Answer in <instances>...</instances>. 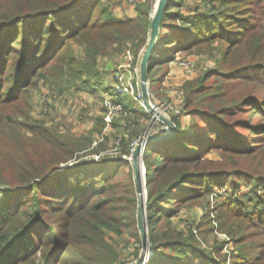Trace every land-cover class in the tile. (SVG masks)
I'll use <instances>...</instances> for the list:
<instances>
[{
  "label": "trees",
  "instance_id": "16d2710c",
  "mask_svg": "<svg viewBox=\"0 0 264 264\" xmlns=\"http://www.w3.org/2000/svg\"><path fill=\"white\" fill-rule=\"evenodd\" d=\"M220 1L216 12L191 17L174 10L176 1L168 0L149 58L152 95L158 67L174 60L179 51L200 46L206 50L214 39L227 42L218 59L220 66L206 71L201 80L193 81L200 85L189 89L187 107L193 124L183 126L173 117L175 134L152 141L144 151L153 248L148 264H197L204 252L195 233L173 228L170 217L181 204L203 198L217 185L236 188L235 174L261 183L262 193L252 187L221 206L225 207L223 228L240 245L233 264H264V175L254 176L245 166L218 164L206 156L217 148L225 157L233 150L241 158L263 159L258 154L264 152V127L252 143H247L244 130L253 135L264 124L254 119V115L264 119V0ZM154 3H139L136 16L123 18L102 0H0V112L7 119H0V209H4L0 264H121L111 236L130 230L142 242L134 169L123 155L131 153L133 141L149 124H145L148 112L120 94L116 99L135 114L112 122L125 133L116 143L121 155L95 160L77 155L68 166L92 138H81L84 144L74 148L51 137L49 160L37 156L35 163L28 160V138L17 132L9 110L27 114L14 102L24 100L28 105L30 91L41 80L60 94L112 91L97 58L117 45L125 48L128 41L134 42L137 55L151 31ZM211 75L220 84L206 85ZM71 76L76 80L73 90L66 85ZM25 127L37 130L30 123ZM38 134L48 136L46 130ZM102 142L95 153L105 149ZM62 163L67 167L62 168ZM206 203L202 202L204 208Z\"/></svg>",
  "mask_w": 264,
  "mask_h": 264
},
{
  "label": "rangeland",
  "instance_id": "374dc122",
  "mask_svg": "<svg viewBox=\"0 0 264 264\" xmlns=\"http://www.w3.org/2000/svg\"><path fill=\"white\" fill-rule=\"evenodd\" d=\"M102 1L114 12V14L124 18L132 14V8L135 9L137 4L143 3L146 0ZM175 1L176 2L173 4L175 7H173V9L191 17H202L207 13L216 12L215 10H217V8L221 5L220 0H209L212 5V9H207L205 5L200 2V0ZM149 37L150 32H148L146 45L139 50L140 52L142 50L140 55L139 51L136 55L133 49L134 42L131 41H128L123 49H120V46L118 47L117 44H114L117 46L113 49L110 48L111 50H108V53L99 55L97 58V67L102 71V73L105 72L104 81H106V86L107 82H109L107 81V74H109L108 70L112 71L113 68L115 69V73L118 72L114 75V79H116L117 75H125V68H128L129 75L133 76L134 80L138 78L140 79L141 73L138 65L139 61H141L143 57L142 53L145 52L147 47ZM211 43V47L206 50H202V46H200L191 51H179L177 53L176 57H189L194 60L195 67L192 73L188 74L182 71L176 63V58L158 67V69L161 70L157 73L158 79L155 84V90L152 92V95L150 94L151 103L155 106L154 108L159 110L161 113H163V111L160 105L164 102L171 103L173 111H181V114L179 116H175V118H178L182 122L183 126L193 124V118L189 114L187 107L190 96L189 89H193L194 87L200 85L199 82L196 84L193 83V81L197 82L201 80L206 71L208 72L219 67L220 61L218 59L223 56L224 49L227 47V42L218 41L217 39H214ZM163 71H165V74ZM162 77L166 78L167 82H161V84L158 85ZM70 81L71 82L66 83V85L68 86V89L73 90L72 86L76 83V80L71 76ZM173 81L179 82L177 85H172ZM45 83L46 82L41 80L34 88H32L30 91L31 95L28 100V105L24 103V100L14 102V105L19 110L28 111L27 114L23 112L19 113L13 108L9 110L17 132L28 138V143L25 144L27 154L29 156L28 160H32L37 163V156H40L42 161L46 162L47 159L49 160L48 156L52 153L49 149L50 147L53 148L51 146L52 142H50V138L54 136L74 148L82 146L84 144V138L93 139V141L89 143L85 149L75 152V156L69 160V164L67 163L68 166L73 165V161L77 158V155L80 156V158H89L94 160L103 155H121L116 143L119 145L125 133L122 126L114 127L112 122L113 120L118 121V119L123 120L125 117L132 119L135 116L134 113L127 112L125 107H123V111L112 115L109 121V118L107 119L106 116L107 111L104 105L105 91L103 89H97L93 92L88 90L65 91L60 94L56 91L57 89H51V87ZM205 83L206 85L216 86L220 84V81L215 75H211L205 80ZM115 85H113L112 91L113 88H115ZM112 91H108L106 95ZM126 98L130 100L128 96H126ZM139 104L140 103H137V107H139V109H145L143 108L144 106H142L144 102L140 105ZM149 111V118L145 122V124L148 122L149 124L147 125L148 127H146L147 129L145 128L144 130L145 134H147V130L149 134L165 132L166 125L164 128L157 126L158 128L156 127L152 129V123L154 122L152 116L156 117L158 114L155 111ZM0 119L7 121L2 112H0ZM254 119L259 123L264 122V119L259 115H254ZM27 123L34 125L37 129L36 131L38 132L46 130V135L48 136L43 137L36 131L28 130L25 127ZM100 126H102L101 132L98 130ZM263 127L264 124L260 126L261 129L255 131L257 134L255 133L253 135H250L248 130H244V132L249 136L247 143L254 142L257 135L262 132ZM105 133L107 134V138H105ZM108 137L111 139H108ZM81 138H83V141ZM101 141H103L102 143L104 144L105 149L95 153L93 149L96 148ZM134 141H138L137 143H140L141 139L138 140L137 138ZM228 152L231 154H227L225 157L221 155V151L219 149L213 148L206 152V156L213 159L218 164L245 166L247 169L253 171L254 176H258L256 172H258L259 175H264V152H260V154H258V157L263 158L262 160H257L253 156H251V158H241L238 156L240 155L238 151L230 150ZM129 161L133 162V159ZM67 164L62 163L61 167L65 168L67 167ZM18 177L19 176H16V178ZM234 181H239L237 182L236 188L231 187L229 183L226 185L223 184L222 186L217 185L213 188V190L207 192L203 198L181 204L175 211V215L170 217L171 226L173 228H177L185 234L191 230L195 233V238L199 241V244L204 252H201L200 259L197 264L200 262L201 264H233L235 260L240 245L237 244L227 230L223 228V221L225 220V217H221V213L225 207L221 206L226 203L225 201L228 203L230 200L237 199L242 195H245L250 191V189H252V187H256L257 194H260L261 183L256 184L255 180H252L250 177L239 178L238 174L234 175ZM146 196V216L144 223L147 225L149 230L147 216L148 191ZM1 199L2 193L0 192V203ZM203 201H207L208 203H206V208L202 206ZM247 203V205L250 206L254 205L250 202ZM2 212H4L3 208L0 209V213ZM111 238L112 242L117 246V249L121 253V264H131L137 261L146 252L143 247V243L137 241V238L131 234L130 230H126L124 235L114 237L111 236ZM137 251L138 255H136Z\"/></svg>",
  "mask_w": 264,
  "mask_h": 264
},
{
  "label": "water",
  "instance_id": "95a60500",
  "mask_svg": "<svg viewBox=\"0 0 264 264\" xmlns=\"http://www.w3.org/2000/svg\"><path fill=\"white\" fill-rule=\"evenodd\" d=\"M168 3V0H156L153 8V13L151 16V31H150V37L147 44V47L145 49V52L143 53V57L141 59L140 63V88L143 94V102L147 109L155 111L158 114V117L160 120L164 122L166 125V131L163 133L158 134H146L140 143H138L133 150V169H134V175L136 180V187H137V193L140 197V203H139V211H138V219H139V229L141 233L142 243L143 247L145 249V254L142 255L137 261L131 263V264H147L149 259L153 255V248L150 244L149 240V230L147 228V225L144 223L145 219V202L147 200V182L145 179L146 174V168L143 162V154L146 149V147L152 142V141H164L172 137L176 132V125L175 123L168 118L165 114L161 112H157L156 108L151 103V96L149 92L148 87V63L150 55L153 51V48L156 43L157 35L159 33L160 29V23L166 8V5Z\"/></svg>",
  "mask_w": 264,
  "mask_h": 264
},
{
  "label": "built area",
  "instance_id": "2783aa9c",
  "mask_svg": "<svg viewBox=\"0 0 264 264\" xmlns=\"http://www.w3.org/2000/svg\"><path fill=\"white\" fill-rule=\"evenodd\" d=\"M200 2L203 3V5H205V7L207 9H212V5L210 4L209 0H200ZM142 52V50H141ZM139 51V55L141 53ZM143 54V53H142ZM141 62V61H140ZM139 62V64H140ZM176 63L179 66V68L184 71L185 73H192L195 67V62L192 58H183V57H176ZM137 70V67H136ZM116 83L117 85H115V88H113V91L111 93H109L105 99H104V105L106 108V116L107 119L110 121V117L114 114H116L117 112H122L123 111V107L124 104L123 102L117 100L116 98L120 95L123 94L124 92H129L133 99L143 103V94L140 88V79H135L133 76H125L123 74L121 75H117L116 77ZM153 105V104H152ZM142 106H144L143 108H145L144 110L148 113H150V111L147 109V107L143 104ZM154 106V105H153ZM163 114H165L168 118H172L175 116H179L181 114V111L176 110L173 111L171 103H162L161 105ZM155 107V106H154ZM154 122L152 123L153 127L152 129L158 127H165V124L162 120L159 119L158 116H152ZM148 127V126H147ZM157 127V128H158ZM147 129V128H146ZM147 134H149L148 130L146 131ZM145 132L138 138V140H142V137L145 136ZM138 141H134L132 143V147H131V153L128 155H123L124 158H127L129 160L133 159V150L135 149L136 145ZM141 142V141H140Z\"/></svg>",
  "mask_w": 264,
  "mask_h": 264
},
{
  "label": "crops",
  "instance_id": "0c3cea01",
  "mask_svg": "<svg viewBox=\"0 0 264 264\" xmlns=\"http://www.w3.org/2000/svg\"><path fill=\"white\" fill-rule=\"evenodd\" d=\"M132 10V14H130L129 16H136L137 15V10H136V8L134 9V8H132L131 9ZM134 10V11H133ZM140 59H141V57H140ZM140 62V61H139ZM141 63V62H140ZM138 67H140V64L138 65ZM124 71H126V73H125V76H129V72H128V68H125L124 69ZM108 72H109V74H107V81H109V82H107V87H113V85H115V84H117L116 83V79H114V75H116L118 72H116L115 73V69L113 68V70L112 71H110V70H108ZM157 79L158 78H156V81H157ZM156 81H155V83L153 84V85H155L156 84ZM161 82H167V80H166V78H163L162 77V79L159 81V83H158V85H160L161 84ZM178 82L179 81H177V82H175V81H173V84L172 85H174V84H178ZM149 85V84H148ZM156 86V85H155ZM104 90V89H103ZM105 91V97L107 96L106 94H107V92L109 91V90H104ZM109 94V93H108ZM121 95H124V98H125V100L130 104V105H132V106H134V107H137V103H140V102H138V101H136V100H134L133 99V97H132V95L129 93V92H124L123 94H121ZM126 96H128L129 98H130V100L128 99V98H126ZM105 97H104V99H105ZM141 104V103H140ZM139 104V105H140ZM138 109H139V107H137ZM142 108V107H141ZM143 110V109H142ZM106 134V133H105ZM108 139H111V138H109L108 137Z\"/></svg>",
  "mask_w": 264,
  "mask_h": 264
},
{
  "label": "bare ground",
  "instance_id": "6f19581e",
  "mask_svg": "<svg viewBox=\"0 0 264 264\" xmlns=\"http://www.w3.org/2000/svg\"><path fill=\"white\" fill-rule=\"evenodd\" d=\"M157 112H159V110L156 109Z\"/></svg>",
  "mask_w": 264,
  "mask_h": 264
}]
</instances>
